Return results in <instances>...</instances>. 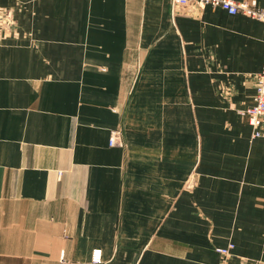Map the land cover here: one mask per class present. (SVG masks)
I'll return each instance as SVG.
<instances>
[{"label":"crops","instance_id":"obj_1","mask_svg":"<svg viewBox=\"0 0 264 264\" xmlns=\"http://www.w3.org/2000/svg\"><path fill=\"white\" fill-rule=\"evenodd\" d=\"M263 37L208 5L0 0V264H264L239 112Z\"/></svg>","mask_w":264,"mask_h":264},{"label":"built area","instance_id":"obj_2","mask_svg":"<svg viewBox=\"0 0 264 264\" xmlns=\"http://www.w3.org/2000/svg\"><path fill=\"white\" fill-rule=\"evenodd\" d=\"M191 5L204 7H219L229 14L241 13L250 18H254L264 22V8L258 7L254 2L248 0H172V5L175 8H184ZM264 45V37L262 39ZM253 103L246 109L240 110V114L246 116L252 128L253 137L264 138V61L263 65L254 76ZM119 132L113 131L109 138L110 145H120ZM233 248V243H228L226 247L217 249V252L227 256ZM100 262V251L94 250L91 259L86 264H97Z\"/></svg>","mask_w":264,"mask_h":264},{"label":"rangeland","instance_id":"obj_3","mask_svg":"<svg viewBox=\"0 0 264 264\" xmlns=\"http://www.w3.org/2000/svg\"><path fill=\"white\" fill-rule=\"evenodd\" d=\"M79 264H86V262H82V263H79Z\"/></svg>","mask_w":264,"mask_h":264}]
</instances>
